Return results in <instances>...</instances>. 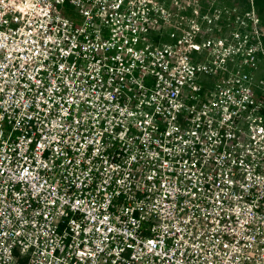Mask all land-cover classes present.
I'll use <instances>...</instances> for the list:
<instances>
[{
	"label": "built area",
	"instance_id": "1",
	"mask_svg": "<svg viewBox=\"0 0 264 264\" xmlns=\"http://www.w3.org/2000/svg\"><path fill=\"white\" fill-rule=\"evenodd\" d=\"M219 5L0 0V264H264V26Z\"/></svg>",
	"mask_w": 264,
	"mask_h": 264
},
{
	"label": "trees",
	"instance_id": "2",
	"mask_svg": "<svg viewBox=\"0 0 264 264\" xmlns=\"http://www.w3.org/2000/svg\"><path fill=\"white\" fill-rule=\"evenodd\" d=\"M222 3L219 5L220 7H225L228 9H235L241 13L249 10V0H221ZM201 5H204L209 2V0H199ZM253 6L256 13V16L260 22L264 26V0H253Z\"/></svg>",
	"mask_w": 264,
	"mask_h": 264
},
{
	"label": "rangeland",
	"instance_id": "3",
	"mask_svg": "<svg viewBox=\"0 0 264 264\" xmlns=\"http://www.w3.org/2000/svg\"><path fill=\"white\" fill-rule=\"evenodd\" d=\"M223 2H224V0H223ZM221 3H222V1L220 0V4H221ZM67 17L72 18L71 16H68V15H67ZM77 21H78V20H77ZM77 21H76L75 23H77ZM247 71H248V70H247ZM255 78H256V79L259 78V77H258V74H257V76H255Z\"/></svg>",
	"mask_w": 264,
	"mask_h": 264
}]
</instances>
